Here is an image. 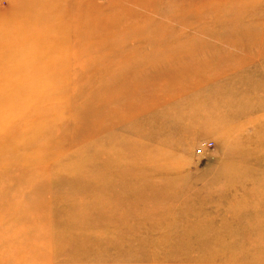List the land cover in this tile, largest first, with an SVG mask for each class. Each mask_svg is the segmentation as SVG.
<instances>
[{
  "label": "rangeland",
  "instance_id": "374dc122",
  "mask_svg": "<svg viewBox=\"0 0 264 264\" xmlns=\"http://www.w3.org/2000/svg\"><path fill=\"white\" fill-rule=\"evenodd\" d=\"M0 28V264H264V0H0Z\"/></svg>",
  "mask_w": 264,
  "mask_h": 264
},
{
  "label": "bare ground",
  "instance_id": "6f19581e",
  "mask_svg": "<svg viewBox=\"0 0 264 264\" xmlns=\"http://www.w3.org/2000/svg\"><path fill=\"white\" fill-rule=\"evenodd\" d=\"M0 30H3L2 28H0ZM46 30V29H45ZM44 30V31H45ZM48 31V30H47ZM46 31V32H47ZM44 34H46V36H45V38L47 39L48 38V36H47V33H44ZM9 39V36L7 35L6 36V40H8ZM43 41L45 42V39H43ZM59 41V40H58ZM61 41V40H60ZM53 42H54V40H53ZM56 42V41H55ZM58 47V46H57ZM56 47V48H57ZM55 47H54V49H56ZM139 150V149H138ZM84 189H82V190H80V191H78V192H81V193H78V196H79V194H82V195H84V194H86L87 195V197H90L91 196V191H89L90 193H87L88 191H86V193H84V192H82ZM99 192L101 193V195H102V197L101 198H104L105 197V192H106V186L104 185V184H102V185H100V187H99ZM68 200V199H67ZM64 201V204H66V205H69V202L68 201ZM74 203H76V202H73V204ZM72 204V205H73ZM71 206V205H70ZM95 206H96V204H95ZM95 206H93V209H95ZM91 208V207H90ZM96 209H97V212H99L100 214L99 215H95L94 214V212L92 213V211L91 210H89V212H88V214H87V216L88 215H90V217H91V219H92V221L95 223V224H99V222H100V219L101 218H103V217H105V215H106V213L104 212V210H103V208L101 207V208H98L97 206H96ZM85 210H87V209H85ZM103 210V211H102ZM61 213V212H60ZM114 215V214H113ZM58 216H59V218H61V219H65L67 216L65 215V214H58ZM85 218V217H84ZM124 221V220H123ZM122 221V222H123ZM88 224V223H87ZM214 236H211L210 238L209 237H207V235L206 234H203V235H200V236H197V241H199V243H200V245H204V250L203 251H201V250H198V251H193L192 252V254H191V252H190V249H191V245H190V243L188 242V241H186V242H184V243H182V244H180V246H179V254H177L178 256H180V257H188V258H192L193 257V255L195 256V255H197L198 257H200L199 255H204V257H209V258H221L222 256H221V253L220 252H218L217 250H213L212 248L214 247V242H217V244L221 241V240H218V239H216L215 238V235L217 234V233H212ZM185 235V234H184ZM184 237V236H183ZM180 238V237H179ZM213 239V240H212ZM216 239V240H215ZM88 240H90V238L88 237V236H85V239H83V241H84V244L82 245V248H84V247H86L85 245L87 244V245H89L88 244V242H86V241H88ZM212 240V241H211ZM215 240V241H214ZM252 245V244H251ZM172 244L170 243V247L172 248ZM203 248V247H202ZM264 248V245H262L261 246V249H263ZM93 251H96V249H92ZM197 256H195V257H197ZM98 257H100L99 255H98Z\"/></svg>",
  "mask_w": 264,
  "mask_h": 264
}]
</instances>
